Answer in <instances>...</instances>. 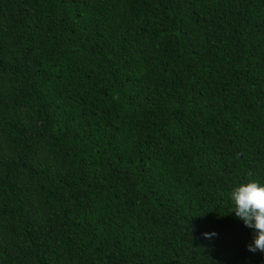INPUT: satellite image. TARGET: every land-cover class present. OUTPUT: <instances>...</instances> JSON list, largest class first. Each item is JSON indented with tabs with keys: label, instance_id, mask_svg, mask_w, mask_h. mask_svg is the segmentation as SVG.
Masks as SVG:
<instances>
[{
	"label": "trees",
	"instance_id": "1",
	"mask_svg": "<svg viewBox=\"0 0 264 264\" xmlns=\"http://www.w3.org/2000/svg\"><path fill=\"white\" fill-rule=\"evenodd\" d=\"M249 180L264 0H0V264H264Z\"/></svg>",
	"mask_w": 264,
	"mask_h": 264
},
{
	"label": "clouds",
	"instance_id": "2",
	"mask_svg": "<svg viewBox=\"0 0 264 264\" xmlns=\"http://www.w3.org/2000/svg\"><path fill=\"white\" fill-rule=\"evenodd\" d=\"M234 207L231 212L243 222L245 227L254 230L251 243L246 245L250 252L264 254V184L249 180L235 187L230 193ZM205 238H211L215 233H204Z\"/></svg>",
	"mask_w": 264,
	"mask_h": 264
}]
</instances>
